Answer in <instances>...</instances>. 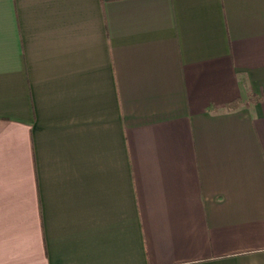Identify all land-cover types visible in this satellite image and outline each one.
Wrapping results in <instances>:
<instances>
[{"label":"crops","instance_id":"0c3cea01","mask_svg":"<svg viewBox=\"0 0 264 264\" xmlns=\"http://www.w3.org/2000/svg\"><path fill=\"white\" fill-rule=\"evenodd\" d=\"M0 264H264V0H0Z\"/></svg>","mask_w":264,"mask_h":264},{"label":"trees","instance_id":"16d2710c","mask_svg":"<svg viewBox=\"0 0 264 264\" xmlns=\"http://www.w3.org/2000/svg\"><path fill=\"white\" fill-rule=\"evenodd\" d=\"M238 105H239V102L235 101V102L231 103V104L228 106V108L230 109V108L236 107V106H238Z\"/></svg>","mask_w":264,"mask_h":264}]
</instances>
